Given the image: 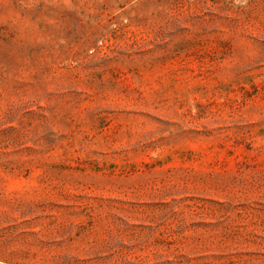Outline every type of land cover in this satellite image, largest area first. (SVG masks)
<instances>
[{
    "label": "rangeland",
    "instance_id": "1",
    "mask_svg": "<svg viewBox=\"0 0 264 264\" xmlns=\"http://www.w3.org/2000/svg\"><path fill=\"white\" fill-rule=\"evenodd\" d=\"M0 264H264V0H0Z\"/></svg>",
    "mask_w": 264,
    "mask_h": 264
}]
</instances>
